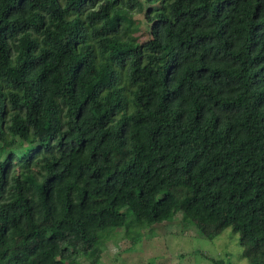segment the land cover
Listing matches in <instances>:
<instances>
[{
  "label": "trees",
  "instance_id": "16d2710c",
  "mask_svg": "<svg viewBox=\"0 0 264 264\" xmlns=\"http://www.w3.org/2000/svg\"><path fill=\"white\" fill-rule=\"evenodd\" d=\"M174 220L264 264V0H0V264Z\"/></svg>",
  "mask_w": 264,
  "mask_h": 264
},
{
  "label": "rangeland",
  "instance_id": "374dc122",
  "mask_svg": "<svg viewBox=\"0 0 264 264\" xmlns=\"http://www.w3.org/2000/svg\"><path fill=\"white\" fill-rule=\"evenodd\" d=\"M134 17L142 19L137 13ZM123 229L117 230L115 236L101 246L99 264H213L209 258L224 264H247L241 256L239 236L231 229L209 240L195 227L174 220L144 231L142 239L134 246ZM82 262L90 264V259L83 258Z\"/></svg>",
  "mask_w": 264,
  "mask_h": 264
}]
</instances>
